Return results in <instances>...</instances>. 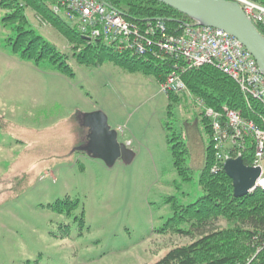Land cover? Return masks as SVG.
<instances>
[{
	"label": "rangeland",
	"instance_id": "obj_1",
	"mask_svg": "<svg viewBox=\"0 0 264 264\" xmlns=\"http://www.w3.org/2000/svg\"><path fill=\"white\" fill-rule=\"evenodd\" d=\"M6 14L0 10V264H155L174 246L190 242L153 231L172 215L167 198L188 205L202 195L200 147L209 141L202 107L188 94L171 101L151 78L108 62L97 68L71 62L70 79L47 65L23 62L5 44L13 36L11 27H1ZM26 16L27 29L70 52L49 25L29 10ZM14 62L32 67L36 82L28 84L23 98H12L26 88L19 87L22 72L19 66L14 71ZM95 109L106 113L119 143L131 141L130 164L106 167L74 154L82 149V117ZM6 119L25 127L15 133ZM172 135L168 143L166 136ZM179 136L187 150L185 180L170 152ZM66 197L79 201L69 218L47 208ZM82 212L80 227L74 218Z\"/></svg>",
	"mask_w": 264,
	"mask_h": 264
},
{
	"label": "trees",
	"instance_id": "obj_2",
	"mask_svg": "<svg viewBox=\"0 0 264 264\" xmlns=\"http://www.w3.org/2000/svg\"><path fill=\"white\" fill-rule=\"evenodd\" d=\"M101 1L130 22L163 19L194 24L186 16L154 0ZM253 1L264 6V0ZM51 6L50 0H0V10L7 12L1 19V27H11L13 33L12 37H7L4 41L13 56L35 67L47 65L49 70L69 79L74 76L71 62L76 66L95 68L108 62L127 73H138L151 78L157 86L170 73L169 64L149 57L142 59L129 54H117L100 40L88 42L73 31L61 16L54 14ZM27 10L62 37L70 46V52H61L27 29ZM257 30L264 37V31L259 27ZM182 81L187 87L188 96L194 101L200 100L206 108L215 111L226 108L252 121H256L257 115L264 116L260 106L250 101L247 104L236 84L213 67L202 66L187 71L182 75ZM168 99L177 101L180 98L170 95ZM202 123L209 137L198 178L202 195L188 205H179L174 197L167 198L165 203L172 215L159 229L153 231L159 236L187 238L190 242L174 246L155 264H264V191L257 189L245 197L234 198L231 181L224 172H210V131L203 114ZM170 137L174 136H166L168 143L172 141ZM179 138L170 147V152L173 167L185 180L188 179L185 164L187 150L184 141L180 136ZM251 160L250 156L243 157V164L249 166ZM78 205V200L66 197L47 208L57 215L69 218ZM74 221L83 227V212ZM63 227L64 237H68V227Z\"/></svg>",
	"mask_w": 264,
	"mask_h": 264
},
{
	"label": "built area",
	"instance_id": "obj_3",
	"mask_svg": "<svg viewBox=\"0 0 264 264\" xmlns=\"http://www.w3.org/2000/svg\"><path fill=\"white\" fill-rule=\"evenodd\" d=\"M226 1L237 4L245 17L264 31V6L253 0ZM50 2L52 12L88 42L100 40L117 54L149 57L169 64L170 73L158 85L160 95L188 94L182 75L210 66L236 84L247 104L254 102L264 112V76L253 57L228 34L181 21L130 22L101 0ZM197 104L203 109L210 131V172L223 171L227 160L240 158L243 161V157L250 156L251 165L247 167L260 169L250 193L257 189L264 191V116L257 115L256 121H252L226 108L215 111L204 107L200 100Z\"/></svg>",
	"mask_w": 264,
	"mask_h": 264
},
{
	"label": "water",
	"instance_id": "obj_4",
	"mask_svg": "<svg viewBox=\"0 0 264 264\" xmlns=\"http://www.w3.org/2000/svg\"><path fill=\"white\" fill-rule=\"evenodd\" d=\"M154 1L186 16L198 26L220 30L233 37L253 57L264 76V37L237 4L226 0ZM82 125L88 132L82 152L106 167H112L117 161L132 162L135 154L117 141V133L109 127L105 114L100 111L87 113L82 117ZM223 172L231 181L234 198L250 194L260 175L259 168L245 166L240 158L225 161Z\"/></svg>",
	"mask_w": 264,
	"mask_h": 264
},
{
	"label": "crops",
	"instance_id": "obj_5",
	"mask_svg": "<svg viewBox=\"0 0 264 264\" xmlns=\"http://www.w3.org/2000/svg\"><path fill=\"white\" fill-rule=\"evenodd\" d=\"M10 53V52H9ZM16 65L14 66V71L16 72V73H18V68H17V66H19L20 67V71L22 72V74H21V76L19 77V79H20V83H19V87L22 89V87L25 85L26 86V88L25 89H22L23 90V92L22 93H20L19 95H12V98H19V97H21V98H23L24 97V93H25V91L24 90H26L27 88H28V84H31V85H33L34 83H36L34 80H33V78L30 76V74H29V71L30 72H32V67H30V66H25L24 64H23V66L20 64V63H18V62H14ZM33 73V72H32ZM38 73V72H37ZM38 77V76H37ZM10 84H8V85H6V87H8ZM23 95V96H22ZM26 96V95H25ZM37 100H38V98H37ZM40 102V101H39ZM28 106H30L29 108H31V104H29ZM20 110L21 111V109L20 108H18V107H15V108H13L12 110ZM93 111H100V112H102L103 114H105L106 115V113L104 112V111H102L101 109H95V110H92V112ZM29 112H30V110H29ZM89 112H91V111H88V112H86V114L87 113H89ZM17 118V117H16ZM1 119V118H0ZM3 120H5V119H3ZM6 120H8V122L10 123V125L14 128V129H12V131L13 130H15V133H19L20 131H21V129L23 128V127H25V124L23 123V125H19V124H17L16 122L18 121H15V120H13V121H11L10 119H6ZM11 121V122H10ZM107 121H108V117H107ZM81 124H82V122H81ZM109 124V123H108ZM8 128H9V126H8ZM6 129V130H8L9 132H10V130L9 129ZM81 128L84 130L83 132V134L81 135V138H80V146L79 147H84V146H86V144H87V134H88V132H87V129H85L84 127H83V125L81 126ZM28 129V128H27ZM119 129V128H118ZM124 135V134H123ZM126 147L129 149V150H131L133 153H134V151L132 150V149H130V146L132 145V143H131V141L130 140H126ZM207 145V144H206ZM206 145L203 147V145H202V147H200L201 148V153H202V148H204L205 149V147H206ZM74 154H81V155H87L85 152H82L81 150H79V151H76ZM87 157H89L90 159H93L92 157H90L89 155H87ZM203 158H204V152H203ZM134 159V158H133ZM95 160V159H94ZM133 161V160H132Z\"/></svg>",
	"mask_w": 264,
	"mask_h": 264
}]
</instances>
